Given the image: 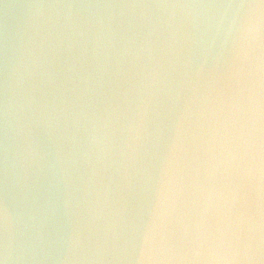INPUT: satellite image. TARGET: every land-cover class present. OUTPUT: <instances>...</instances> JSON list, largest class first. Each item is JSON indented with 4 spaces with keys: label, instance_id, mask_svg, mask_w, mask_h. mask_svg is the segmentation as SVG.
<instances>
[{
    "label": "clouds",
    "instance_id": "clouds-1",
    "mask_svg": "<svg viewBox=\"0 0 264 264\" xmlns=\"http://www.w3.org/2000/svg\"><path fill=\"white\" fill-rule=\"evenodd\" d=\"M0 264H264V0H0Z\"/></svg>",
    "mask_w": 264,
    "mask_h": 264
}]
</instances>
